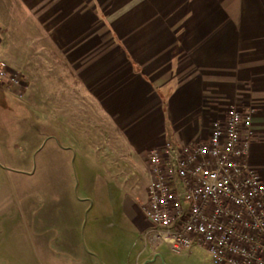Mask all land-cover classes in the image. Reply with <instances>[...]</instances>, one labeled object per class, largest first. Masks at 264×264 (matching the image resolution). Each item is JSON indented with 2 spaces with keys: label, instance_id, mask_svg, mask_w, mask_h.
Instances as JSON below:
<instances>
[{
  "label": "crops",
  "instance_id": "crops-1",
  "mask_svg": "<svg viewBox=\"0 0 264 264\" xmlns=\"http://www.w3.org/2000/svg\"><path fill=\"white\" fill-rule=\"evenodd\" d=\"M21 1L26 9L17 13L26 25L34 18L37 31L31 32V40L39 46L29 57L15 60L6 46L10 27L0 22V47L6 54L0 51V60L5 58L11 70L30 80L23 94L30 101L44 80L61 81L63 87L74 88V95L87 96L95 113H106L118 151L130 155L147 186L149 166L134 163L137 155L145 158L151 147L207 137L212 120L222 118L230 103L252 107L255 134L247 161L264 179V0ZM9 7L0 0V17L3 13L7 22L13 20ZM42 8L46 14L38 13ZM97 32L104 34L103 40H97ZM32 57L33 63L28 59ZM14 191L0 185V264L23 259L42 264H156L150 235L144 246L149 221L143 212L135 217L123 206L120 218L130 223L134 236L125 242L119 235L116 246L108 245L106 237L99 242L104 248L99 253L91 227L85 233L96 206L85 210L82 234L79 210L61 211L68 222L50 241L46 222L59 221L55 209L19 201ZM136 239L143 246L134 255Z\"/></svg>",
  "mask_w": 264,
  "mask_h": 264
},
{
  "label": "rangeland",
  "instance_id": "rangeland-1",
  "mask_svg": "<svg viewBox=\"0 0 264 264\" xmlns=\"http://www.w3.org/2000/svg\"><path fill=\"white\" fill-rule=\"evenodd\" d=\"M5 3L10 5L13 15V20L12 17L8 19V26L1 9V25L10 27L6 46L8 53L21 61L39 46L37 41L31 40L35 36H31V32L37 31L32 23L34 18H28L30 24L23 23L25 18L17 13L23 14L26 9L21 0H5ZM39 10V14H46L44 8ZM97 37V40H103L104 34L97 32ZM3 39L0 38V45H3ZM0 51L6 56L2 46ZM34 58L28 59L33 63ZM1 63L11 70L5 58L0 60ZM27 79L23 77L21 84L27 82L30 85ZM73 92L74 88L63 87L61 81L44 80L43 85L38 83V90L30 101L29 96H19L14 88L0 85V185L13 191L16 189L14 193L19 201H29L35 206L43 203L55 209L59 221L49 219L46 222L48 239L55 236V231L60 235V225L68 222L60 216L61 211L79 210L82 234L84 212L96 206L95 219L89 217L91 225L85 227V233L91 227V240L101 253L104 248L99 247V242L105 241L106 237L108 245L116 246L120 244L119 235L125 242L134 236L130 223L121 220L119 210L121 212L124 206L132 216L142 214L148 197L146 176L133 164L130 155L127 157L123 151H118V145L113 142L115 138L110 136L115 134L114 127L106 120V113L99 109L95 113L87 96ZM144 162L142 155H137L134 161L141 167ZM123 226L129 229L123 231ZM152 239L157 253L151 259L156 264H213L209 253L201 247L177 253L165 241ZM86 242H89L88 237ZM142 242L136 239L134 255L142 248ZM15 264L42 263L23 259Z\"/></svg>",
  "mask_w": 264,
  "mask_h": 264
},
{
  "label": "built area",
  "instance_id": "built-area-1",
  "mask_svg": "<svg viewBox=\"0 0 264 264\" xmlns=\"http://www.w3.org/2000/svg\"><path fill=\"white\" fill-rule=\"evenodd\" d=\"M22 79L0 64V85L23 96ZM253 110L230 103L207 137L145 152L144 246L150 235L177 253L201 247L213 264H264V179L247 161Z\"/></svg>",
  "mask_w": 264,
  "mask_h": 264
}]
</instances>
